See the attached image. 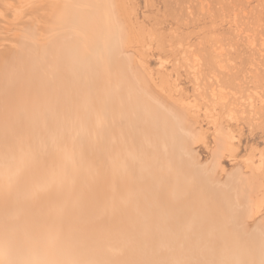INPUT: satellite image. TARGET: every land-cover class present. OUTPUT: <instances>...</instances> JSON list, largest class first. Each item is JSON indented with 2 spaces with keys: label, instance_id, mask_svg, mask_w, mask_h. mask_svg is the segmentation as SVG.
Instances as JSON below:
<instances>
[{
  "label": "bare ground",
  "instance_id": "obj_1",
  "mask_svg": "<svg viewBox=\"0 0 264 264\" xmlns=\"http://www.w3.org/2000/svg\"><path fill=\"white\" fill-rule=\"evenodd\" d=\"M0 3L4 6L1 31H21L24 26L36 30L30 35L37 39L43 31L44 38L35 41L40 42L36 47L35 42H27L29 38L19 39L20 34L16 40H23L21 46L12 45L16 36L10 43L8 34L0 44V83L7 89L0 92V101L5 100L0 121L4 129L14 127L10 134L14 141L18 139L16 144L11 141L14 151H5L3 157L0 153V263L12 258L22 243L29 247L22 251L35 249L37 258L33 253V259L44 262L45 258V264H264V222L259 220L253 230L249 222L262 212L264 165L261 169L253 158L247 160L251 175L250 180H242V192L241 185L234 189V183L227 192L222 189L226 186L213 181V174L195 169L186 149L192 144L195 126L187 119L189 107L174 96L170 79L162 78L159 85L152 78L149 82L137 78L130 54L137 46L125 39L129 37L126 17L130 15L122 19V9L118 18L111 0ZM36 12L43 20L29 23ZM252 37L248 43L255 56L235 52L238 58L227 62L223 56H229V48L242 50L239 33L226 40L215 39L210 45L204 38L196 44L202 54L212 50L219 58L210 62L203 60L205 54L197 47L194 49L202 59L198 55V61L192 62L195 54L190 53L196 45L185 46L180 40L171 48L187 62L186 77L195 98L205 101V109L196 113L203 111L204 120L214 128L217 166L225 152L233 155L237 151L233 141L243 137L244 127L249 126L254 134L252 119L245 116L247 106L252 115L257 114L254 103L242 95L233 98L231 92L244 91L248 83L264 84L260 60L264 55L257 57L264 51V42L263 48L256 49ZM138 40L137 45L143 41ZM24 42L28 44L23 46ZM38 52L48 62L40 61ZM44 73L58 82V88L54 84L55 88L48 89L52 78L45 82ZM40 76L44 92L43 82L36 80ZM181 77L177 70L176 81ZM3 80L16 89L9 93ZM16 81L21 87H16ZM152 84L164 98L155 93ZM37 109L51 113L55 120L48 119V124L62 130L54 140L44 135L45 139L32 140L23 133L24 128H38L45 120L31 118L40 111ZM261 109L264 111V97ZM226 122L243 123L238 137L223 128ZM93 143L114 147L108 159L101 151L96 174L87 169L89 156L80 153L82 147L87 149L81 145Z\"/></svg>",
  "mask_w": 264,
  "mask_h": 264
},
{
  "label": "rangeland",
  "instance_id": "obj_2",
  "mask_svg": "<svg viewBox=\"0 0 264 264\" xmlns=\"http://www.w3.org/2000/svg\"><path fill=\"white\" fill-rule=\"evenodd\" d=\"M33 1H35V0H33ZM111 1H112V5H114L113 8L115 7L114 11L117 12V13H115L116 16L117 17L119 16L118 18L121 19V16L123 13H124V15L122 16V19H124V16L126 17L127 15H130L129 17H126V19L128 21L127 25L129 27V37H127L125 39L127 41L134 42L135 46H137L136 48L134 47L135 49L132 48L131 49L132 51L130 50L131 61H132L133 68L134 67L136 68L135 74H136L137 78L139 80L142 79V81L140 80L141 82H143V81L149 82L150 79L152 78L159 85L164 79H167V78L170 79L171 85L174 86L173 87L174 92H175L174 96L179 100V102L182 105L186 106L187 108L189 107L187 119L189 120L190 123L195 124V126L193 129V136L194 137H193L192 144H191V146L187 147L186 149H187V154L189 156L191 155V158L194 159L192 162H193V165L195 163V165H194V166H196L195 169L198 170L201 174H203V172L206 175H208V173L211 175L213 174V177H214L213 181L217 185H219V187H225L226 186V188H222V189H224L227 192H228V190H227L228 187H229V191H230V190H232L231 188H232V186H234V184H237L234 187V189L236 187L238 189V187L240 185L242 187V185H244V183H242L243 182L242 180L249 179L250 175H251L250 170L246 168V164L248 163V161L250 162V159L253 158L254 160L252 159L251 161H254L256 164L258 163L257 165L260 166V168L264 165V164L261 165V163L264 162V160H263L264 159V155H263L264 153L262 154V152H264V133H263L264 132V111L261 109V98L264 97V84L256 85L253 83H248V84H246L245 88L243 87L244 91L238 92L239 89L235 90V91H231L233 94L232 97L233 96L239 97L242 95V96H244V99L247 102L250 100L254 103V105L256 107L257 114L252 115L249 111L250 107L248 108V106L246 107L247 113L245 114L246 117H251V119H252V122H253L252 128L254 129V134L253 133L251 134L249 126L246 125L247 127H244V129L242 130V131H244L243 137L239 140L237 138L236 140L233 141V144L237 148V151H235L233 155L229 154V152H225L226 154L224 155L223 159L221 160L220 165L217 166L218 164H216V165L214 164V162L216 163V159L213 156L214 150L218 149V148H216L217 145H215V142H214V137H215L214 136L215 135L214 128L211 125H209L207 121L204 120L203 111L200 114L196 113V111L199 110V108L202 110L205 109V106H204L205 101L203 100L204 102H202L200 99H198L199 100L198 101L197 98H195L194 93H193L192 83L186 77L187 72L185 70H186V63L187 62L185 60L183 61V59L181 57H179L178 55H175V53L173 52L172 49L178 45V42L180 40L182 41L183 45L186 44L185 46H187L189 44L199 45L200 41L203 42L204 39H206L205 42L210 45L216 41H220L223 39L226 40V37H229L232 34H235V33L238 34L239 33L241 38H242V40H240V44H241L240 49L242 47V50H240L241 52H239L237 50L234 51L233 48H229L228 52H230V53L229 54H228V52L226 53V55H229V56H223V59L226 60V62H227V59L229 60V58H236V57L238 58V56L242 52H244V55L246 53H248L245 56H255V55H251V54H253L252 53L253 50L251 49V47H249L248 42H249V39L253 36L252 38L255 37V39H256V46H254V47H256V49L263 48L261 43L264 42V0H120V1L117 0V2H116V0H111ZM30 2H32V0H30ZM113 3H115L117 7ZM118 3H119V6L122 8H120L119 10H116L119 7L117 5ZM122 4H123V6H121ZM122 9L124 12L123 13L119 12ZM3 10H4V6H2L0 3V14ZM118 13H119V15H118ZM8 15L7 16L9 17V20L14 21V19L11 18V15L10 14H8ZM32 16H34V17L37 16V17L36 18L33 17L31 19V16H30L29 23H31L32 21H37V20L41 21L40 19H42L41 14H37V12H36V14L35 13L32 14ZM33 19H36V20H33ZM126 19H124V20H126ZM120 21H122V20H120ZM130 21H132V22H130ZM129 22H130V24H129ZM41 23L44 24L43 21ZM134 27L136 28V30L134 29ZM23 28L24 29L20 28L21 31H23V32L19 31L18 30L19 28L16 30L14 29L12 31H10L9 29H3L2 31L0 30V34L3 35V36L2 35L0 36V44L4 43L3 39H5L6 35H8V34L9 35L7 37H9V38H7V39L9 40L10 43H11L10 40L13 39V36H16L12 40L13 41L12 45H16L13 43H17V45L19 44L22 46L23 40L27 41L28 38H29V41H27V42L28 43L31 42L32 44L36 40H40L41 42L43 41L42 40V39H44V38H42L43 31H39V32H42V34L39 33V34H41V35H39V37L41 36L40 38H42V39H40V38L37 39L38 37L34 38L33 37L34 34L32 33V31L37 32L36 30L26 29V30H28V32L30 31L29 34H26L24 32H27V31L25 30L24 26H23ZM137 28L139 30H137ZM7 30H9V31H7ZM4 31L6 33H3ZM137 32H139V33H137ZM134 33H136V34H134ZM12 34H14V35H12ZM20 34L21 35L23 34L24 36H21ZM30 34H32L33 36ZM138 34L141 35V37L139 36L140 40H138L139 39V37H137ZM19 35H20V38H19ZM37 35H38V33H37ZM21 37L23 38V40H20L21 41V44H20L19 43L20 41L19 40L17 41L16 38L21 39ZM201 37H202V39H201ZM215 39H216V41H215ZM14 40H16L17 42H15ZM137 40L139 42H141V40H143V41L141 43H138V45H137L135 43ZM144 41H146V42H144ZM5 42H8V41H5ZM27 42H24L23 46H26V44H28ZM31 43H30V45H31ZM38 43H40V42L37 41V43L36 42L34 43V44H36L35 45L36 47H38ZM197 45L192 46V50L194 51V53H190V54H195V55H191V57L194 58V59L191 58L192 62L195 61V58L198 61L199 58H197V56L201 53L200 48L197 47ZM245 45H247V46H245ZM194 47L195 48L197 47L199 49L200 53L196 52L197 50H195ZM246 47H249V48H246ZM0 48H3V47L1 46ZM206 51L203 54L201 53L202 55L205 54L204 56L201 55L202 57H204L203 60L206 59V61L207 60L208 61L209 60L214 61V59H216V58H217L216 60L219 59L216 55L214 56V53H212V50H209L207 52ZM232 51H234V52H232ZM235 52L239 53L238 56H237V53H235ZM38 53L41 54L40 52H38ZM197 53H199V54H197ZM256 54H257V52H256ZM262 54L264 55V51H262L260 54H257V57H259V59H260ZM42 55L44 56V54H41L40 57L38 56L39 60L41 58L42 62L45 63L46 61H44V60L46 59V57L44 59L42 57ZM201 56H200V58L202 59ZM224 57H226V59ZM262 58L260 60L263 61V63H264V58L263 59ZM46 60L48 62V58ZM177 70L180 71V74L182 75V77L180 79L181 82H180V80L176 81ZM47 73H44V74H47ZM44 74H43V76H46V77H42V78L43 79L46 78L45 82H47V79L50 76H48L49 74H47V75H44ZM41 76L39 77L40 80L36 79L37 82L39 81V84L41 81ZM51 78L52 77H50L49 79H51ZM162 78H163V80H162ZM3 81H5V83L7 85L6 88H8V90L9 89L10 90L16 89L13 87L12 83H9L6 80H3ZM52 81L53 82L55 81V83H53ZM41 82H43L42 83L43 86H41V88H42L45 86V83H44V81H41ZM51 82L53 83V86H52V84H50ZM2 83L3 82L1 81L0 86L4 85V84L1 85ZM15 83L18 84V86L15 85L16 87H19L21 84V83H19V81L18 82L16 81ZM47 83H48L47 84L48 89L50 86H51V88L54 87V84H56L55 87H57V88L59 85L58 82L56 83V80L53 78L51 81L49 80V82H47ZM9 84L11 86H9ZM35 85H36V89H37L36 91L37 92H40L43 89V88L40 89L38 87L40 89V90H38V88H37L38 84L36 83ZM152 85L155 88V93L158 96H161L162 98H164L159 87L155 86L154 84H152ZM0 88H1L0 92H2V94H3V91H7V89H5V86H3V88L5 90L2 87H0ZM34 89H35V86H34ZM44 89H46V87H44ZM44 89H43V92H44ZM48 89L46 91L50 90V89L49 90ZM10 90L8 91L9 93H10ZM4 94L7 95V92L6 93L4 92ZM3 100L1 99V101H0V111H2L1 106H3L5 104L3 102ZM1 102H3V104ZM37 110H40V109H37ZM34 113H35V115L34 116L32 115L31 118L35 119L39 116L45 120L44 121L42 120L40 122L38 128L30 126V127H28V129L27 128L25 129L23 124H21V127L24 128V132L22 129H21V131L23 133H25L26 136H30V138L33 137V138H31L32 140H39V139L44 138L43 137V135H44L47 137H53L51 140H54L55 139L54 136L60 135L62 133V130L60 128H58L57 126L52 127L50 124H48V121H47L48 119L49 120L54 119L53 117H51L52 116L51 113L48 114L46 111H43V110L35 111ZM55 114H56V112H55ZM1 124H2V122L0 121V125ZM241 126H243V123L236 124V122H234V124H228L226 122L223 124L224 129H227L228 131L233 130L231 132L232 133L234 132V134L237 137H238L239 133L241 132V130H240V128H242ZM5 127H6V129H4V126H2V125L0 127V153H1V157H3L4 154H9L8 152L14 151V150H12L13 147H11V146H13V145H11V144L13 142H14L13 144H16L18 141V139H15V141H14L13 140L14 138L11 137L12 133H13L11 130L12 127H10V126H5ZM35 128H37V129H35ZM12 129H14V127ZM8 131H9V133H6ZM10 132H12V133L10 134ZM6 134H7V136H6ZM9 134H10V136H9ZM36 137H37V139H36ZM40 137H42V138H40ZM1 138H4L6 140H3ZM9 140H10V142H9L10 144L7 143ZM11 141H13V142H11ZM1 142H3V143H1ZM81 146L87 147L86 151H85V148L82 147V150L80 149V153L83 155L85 154V155L89 156V162L86 161V165H87V169L89 170L90 174H92V173L96 174V172H97L96 170L98 169V166L100 165V163L102 161L101 151H103L104 153H107L106 159H108V158H110L111 150L114 149V147H110V145L109 146L106 145V146L101 147V146L95 145L94 143L90 144V145L85 144V145H81ZM7 148H9V150ZM1 149H6V150L2 151ZM5 151H6V153H4ZM2 153H4V154L2 155ZM259 156H260V158H259ZM261 160H262V162H261ZM201 169L204 171H202ZM263 170L264 169H262V171ZM239 181H241V182H239ZM228 183H231V184L229 185ZM238 183H241V184L238 185ZM243 187L240 190L241 192L243 191ZM260 198H261V204L263 206L261 214L257 213L252 217L253 219H251V218L249 219V222L251 223L252 230L255 228L256 225H258L260 223V221L264 222V211H263L264 210V204H263L264 203L263 202L264 201V188L262 190V195ZM25 246H27V247H25ZM25 246H23L22 243H21V245H19V248H21L20 252L18 251L19 250L18 246L16 247L17 249L14 247L15 251L12 254V258L10 256H8V257H6L8 260L7 259H2V260H4V262L6 264H27L26 262H28L30 259L32 260L33 257L37 258V256H36L37 254L35 255V253L33 251L35 249L31 250L30 252H29L30 249L28 251L26 249V251L24 252L25 248H29L28 245L25 244ZM22 247H25L23 249V251H22ZM38 251H40V248L38 249ZM22 252L26 253L28 257L31 255V258L30 257H29L30 259H28V257L25 258L24 256H26V254L24 255V253H22ZM15 253H17L18 255L22 254V256L24 255L23 256L24 259L21 256L18 257V255ZM33 253H34V256L32 255ZM39 253H41V251ZM42 253L40 255L41 259L44 258V257L42 258ZM35 258L33 259V260H35L34 262H33V260L32 261L30 260L31 263L28 262V264H34V263L36 264L37 261H39V262H37V264L38 263L39 264L40 263L45 264V260H46L45 258H44V262H43V260L40 261L39 259L37 260ZM4 262H1L0 264H3Z\"/></svg>",
  "mask_w": 264,
  "mask_h": 264
}]
</instances>
